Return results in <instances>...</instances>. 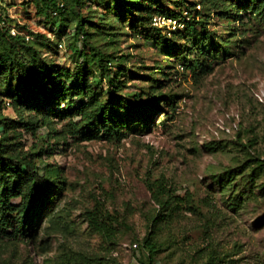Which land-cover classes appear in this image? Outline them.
Wrapping results in <instances>:
<instances>
[{"label":"rangeland","instance_id":"1","mask_svg":"<svg viewBox=\"0 0 264 264\" xmlns=\"http://www.w3.org/2000/svg\"><path fill=\"white\" fill-rule=\"evenodd\" d=\"M152 2L166 12L193 6L219 55L208 59L200 54L211 46L180 36L164 47L144 41L130 33V6L78 0L64 48L44 49L45 58L73 73L81 53L97 49L124 56L118 65L90 66L86 95L60 105L11 103L19 77L0 74V178L14 175L3 165L13 158L52 180L31 233L0 235V264H264V173L252 171L264 163V7L203 0L198 11L201 0ZM21 3L6 6L14 23L53 29L39 24L33 6L25 15ZM83 18L87 43L72 28ZM81 99L87 111L70 113ZM101 106L118 124L117 137L89 126ZM24 172L14 180L27 188ZM91 212L115 235L94 232ZM149 234L160 245L152 263L143 247Z\"/></svg>","mask_w":264,"mask_h":264},{"label":"trees","instance_id":"2","mask_svg":"<svg viewBox=\"0 0 264 264\" xmlns=\"http://www.w3.org/2000/svg\"><path fill=\"white\" fill-rule=\"evenodd\" d=\"M133 1L113 0V3L119 4L120 7L130 6L131 10L136 12L134 14L136 18L132 17L131 22L127 24L130 28V33H133L135 37L141 36L144 41L164 47L167 46L172 37L180 36L183 40L191 39L195 43L201 41L203 45L208 44L211 46L209 52L206 54L201 52L200 54L206 55L208 59L211 58L210 55H219V44L214 42L212 32L206 26L207 23L203 19L196 21L195 16L193 17V11L199 13L192 9L193 6H186L175 12H166L157 9L153 10V5L156 3H153L152 0H142L137 6L132 4ZM206 1L213 4V0ZM247 1L254 6V9H257L258 6L264 7V0ZM76 3H78V0H22L21 9L25 15H29L24 10L25 7L31 5L34 7V17L39 21V24L47 23L53 28L50 30L44 28L45 34L35 32L25 24H17L20 34L16 36H12L5 28H0V74L11 80L13 73L16 72L19 77L18 87L14 95H9V99L12 100L11 103L29 100L37 105L43 103L60 105L61 101L70 98L72 100L74 97L86 95L84 91L86 89V81L91 74L90 66H97L101 71H105L106 67L118 65L123 60L124 56L106 57L97 49H92L90 55L84 52L81 53V58L84 59V62L71 73L63 68L56 67L45 58L44 49L46 53H50V51L55 54L59 53L58 44L66 39V31L69 29L68 23L72 22L71 15ZM60 4H63V8L60 7ZM201 4H204L203 0L198 5ZM0 8L5 10L6 6L0 5ZM184 11L189 12L190 20L185 22L183 29L169 34L152 25V19L156 15L178 19L183 17ZM13 21L11 19V22ZM125 22H128V18ZM87 23L86 19L83 18L79 19V22L74 26L71 25L76 37L81 36L86 43L89 36ZM27 36H30L29 40L26 39ZM189 67H192V65H181L183 70ZM128 105L129 107L126 108L127 115L135 108L130 102ZM72 107L69 109L70 113L78 111L77 113L83 115L87 111L88 106L81 99L79 106ZM109 113L108 107H99L90 118L89 126L92 127L95 133L103 132L107 136L117 137L119 135V127L117 126L118 124H114L115 122H113L112 118L108 117ZM127 115L123 117L128 118ZM82 137H85V135ZM257 163L252 171L254 176L260 177L264 173V163L260 160ZM3 165L6 168H11V173L14 175L6 180L0 178V235L3 234L10 237L21 235L27 237L36 224V219L43 213L52 180L45 174H41L36 167L19 163L13 158H7V163ZM22 169L28 177L29 185L27 188L25 184L18 185L14 180ZM223 177L221 182H226L229 179L228 173L224 174ZM8 188L9 190L7 191ZM24 189L27 190L24 191ZM13 199L20 200L19 204L11 205L10 202ZM158 202L161 208L166 207V201L159 199ZM88 220L90 228L94 232L109 235L110 237L115 235L116 228L112 226V223L106 222L107 220L104 216L98 214V212L89 213ZM143 247L147 251L149 263H152L160 250V245L153 239L152 234L145 238Z\"/></svg>","mask_w":264,"mask_h":264},{"label":"built area","instance_id":"3","mask_svg":"<svg viewBox=\"0 0 264 264\" xmlns=\"http://www.w3.org/2000/svg\"><path fill=\"white\" fill-rule=\"evenodd\" d=\"M17 0H0V5L7 6L9 3L15 2ZM60 7L63 8V4H60ZM198 11L201 9V6H197ZM56 14V13H55ZM194 17V15H193ZM198 19V18H197ZM190 20V15L188 11L183 12V17L182 18H171V17H166L163 15H156L152 19V25L156 28L162 29L164 32H168L171 34L172 32L178 31L180 29L184 28L185 22ZM0 28H5L6 30L9 31V33L12 36H16L20 34L17 24L11 22V19L7 15L6 9H1L0 8ZM138 38L142 39L141 36H137ZM27 40L30 39V36L26 37ZM59 49L64 48V42L61 41L58 44ZM183 69V68H182Z\"/></svg>","mask_w":264,"mask_h":264}]
</instances>
